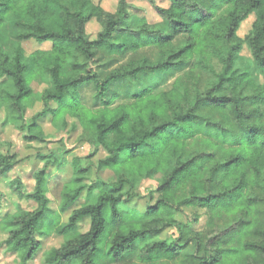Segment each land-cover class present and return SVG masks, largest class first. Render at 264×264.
<instances>
[{"label":"trees","instance_id":"obj_1","mask_svg":"<svg viewBox=\"0 0 264 264\" xmlns=\"http://www.w3.org/2000/svg\"><path fill=\"white\" fill-rule=\"evenodd\" d=\"M145 1L160 21L131 13L126 0H117L114 13L93 0H0V28L10 17L20 30L13 52L0 50V77L12 85L0 86L5 122H22L32 96L20 43H50L49 51L30 55V66L51 87L41 91L42 111L20 126L28 134L24 140L43 141L36 121L47 115L55 126L71 116L87 143L103 151L98 167L110 170L114 179L90 183L87 169L72 160L61 209L73 206L83 192H98L57 231L73 233L84 221L88 229L51 249L44 261H171L180 248L161 236L175 223L174 212L191 209L193 219L182 235L189 237L196 255L183 264H264V119L247 108L263 104L264 94L233 68L241 49L236 31L251 13L256 18L245 42L264 67V0H161L168 3L165 8L156 4L160 0ZM91 22L100 28L94 39L87 33ZM181 36L186 41L176 48L173 42ZM150 46L158 49L160 61H130L102 79L91 70L97 53L123 58ZM140 75H156L160 81L142 83ZM133 82H138L134 88L119 87ZM86 85L95 89L93 109L79 97ZM245 87L259 91L245 95ZM48 159L33 173L29 194L17 179L8 184L13 195L35 204L32 211L20 209L2 219L4 245L21 264L32 261L40 246L47 170L62 167ZM16 165L14 155L0 153V177ZM143 179L157 187L150 202L136 211L133 190ZM131 215L136 219L129 222Z\"/></svg>","mask_w":264,"mask_h":264},{"label":"rangeland","instance_id":"obj_2","mask_svg":"<svg viewBox=\"0 0 264 264\" xmlns=\"http://www.w3.org/2000/svg\"><path fill=\"white\" fill-rule=\"evenodd\" d=\"M96 4L110 13H114L117 7V0H93ZM130 6V12L137 15H145L151 19L152 22H158L160 19L154 14V9L145 0H126ZM156 4L160 7H167L168 3L165 1H158ZM256 14L251 13L243 22L240 23L236 31V37L241 41V49L236 54L233 60V68L237 70L238 74L245 75L250 79L254 86L259 87V90L264 94V67L259 66L251 57L249 45L245 42V37L251 30L255 21ZM100 28L96 22H91L87 25V33L91 39H94ZM20 30L13 24L10 17L6 19L3 26L0 28V50L7 54H11L16 47L18 41L16 35ZM186 41V36L178 37L173 45L178 48ZM23 49V62L28 66L25 75L31 77L30 88L32 89V96L27 103L28 109L22 122L13 123L11 121L5 122L6 114L3 109H0V153L2 155H14L17 158V165L6 174L0 177V264H21L20 258L17 254L10 252L7 246L4 245L6 234L2 228V219L6 215H12L18 210L32 211L35 209V204L31 200L19 199L13 195L9 189V183L15 179L19 180L23 186V192L29 194L33 190L34 179L33 173L42 169L46 164L48 158L56 159L62 163V167L49 166L46 176V193L48 199L47 210L43 219L42 235L40 238V246L34 255L32 261L27 264H46L44 256L53 248L59 247L67 239L74 237L77 234L87 231L89 222L84 221L76 225L73 233L60 234L57 230L63 228L68 224V219L73 210L91 203L92 196L98 190H94L92 195L83 192L78 200L66 210L60 207L61 193L64 184L69 182L72 176L71 162L77 159L79 165L86 168L87 177L90 183L113 182V174L110 170L100 169L98 162L104 159L103 151L94 145L87 143L85 135L78 123L71 116L66 117L62 123L59 122L55 126L51 122V116L47 115L44 119L37 122L43 137L42 142L26 141L24 136L26 133L20 130L22 124H30L31 117L39 113L43 109L42 102L39 100L41 91L44 87L50 88L51 84L47 78H41L36 74L34 68L29 64L30 55L35 51L46 52L51 49L50 43L39 44L34 40L21 42ZM148 59L151 62L160 61L158 49L154 46L146 47L138 52L129 53L123 58L112 56L105 57L97 53L94 63L91 65V70L102 79L107 76L112 70L126 65L130 61ZM140 82L148 83L150 81H160L158 76L140 75ZM138 82L130 83L129 86L120 85V89L134 88ZM8 85L12 89L11 83L4 77H0V86ZM245 85V82L242 83ZM251 87H245V95H253L257 91L251 90ZM79 97L81 103L86 108H94L95 89L92 85H86L79 90ZM55 108L54 104L50 105ZM95 107H97L95 105ZM249 109L258 110L264 119V103L253 104L248 106ZM41 157V158H40ZM43 157V158H42ZM48 159V160H50ZM157 187V183L153 180L143 179L134 187L135 200L131 204L136 211L143 209L145 204L150 202L149 197L151 192ZM193 210L182 209L180 212H174L173 218L175 223L172 224L162 234L161 238L168 243H173L179 249L178 255L175 259L161 260L155 264H183V261L189 259L190 256H195L194 246L185 232L184 226H189L193 219ZM135 215L129 216V222L135 221ZM186 236V237H185Z\"/></svg>","mask_w":264,"mask_h":264}]
</instances>
